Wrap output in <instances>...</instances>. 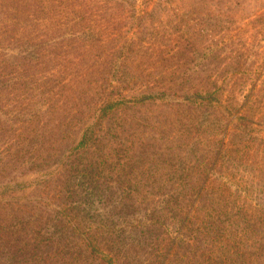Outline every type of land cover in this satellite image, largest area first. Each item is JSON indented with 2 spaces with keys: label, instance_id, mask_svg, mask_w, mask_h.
I'll use <instances>...</instances> for the list:
<instances>
[{
  "label": "rangeland",
  "instance_id": "1",
  "mask_svg": "<svg viewBox=\"0 0 264 264\" xmlns=\"http://www.w3.org/2000/svg\"><path fill=\"white\" fill-rule=\"evenodd\" d=\"M2 64L18 91L0 95V154L45 121L76 142L118 102L130 211L161 241L185 230L192 264H264V0H0Z\"/></svg>",
  "mask_w": 264,
  "mask_h": 264
},
{
  "label": "trees",
  "instance_id": "2",
  "mask_svg": "<svg viewBox=\"0 0 264 264\" xmlns=\"http://www.w3.org/2000/svg\"><path fill=\"white\" fill-rule=\"evenodd\" d=\"M10 74L0 65V95L18 91V80L5 81ZM13 100L9 122L18 116V97ZM117 105L109 101L95 106L97 122L76 142L67 138L71 124L58 120L39 123L20 142L5 132L8 139L0 154V264L193 263L175 253L185 241V230L161 241L151 210L139 215L130 211L135 208L130 202L134 179L126 178L129 160L118 164L128 147L111 114ZM58 110L66 113L65 108ZM55 111L49 105L47 116ZM30 115L27 127L34 124L35 114ZM28 172L37 174L39 184L32 189L39 194L16 197L11 185ZM143 179L141 173L135 181ZM21 187L18 182V191ZM140 252L148 256L146 261Z\"/></svg>",
  "mask_w": 264,
  "mask_h": 264
}]
</instances>
